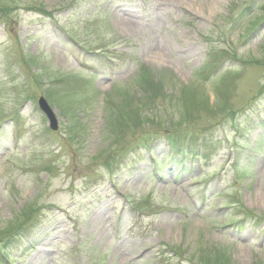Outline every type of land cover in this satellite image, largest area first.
<instances>
[{
	"label": "rangeland",
	"instance_id": "374dc122",
	"mask_svg": "<svg viewBox=\"0 0 264 264\" xmlns=\"http://www.w3.org/2000/svg\"><path fill=\"white\" fill-rule=\"evenodd\" d=\"M183 3L0 0V264H264V0Z\"/></svg>",
	"mask_w": 264,
	"mask_h": 264
},
{
	"label": "bare ground",
	"instance_id": "6f19581e",
	"mask_svg": "<svg viewBox=\"0 0 264 264\" xmlns=\"http://www.w3.org/2000/svg\"><path fill=\"white\" fill-rule=\"evenodd\" d=\"M174 2H178L179 4H184L183 1L184 0H173ZM117 22H119L121 25H124L126 26L127 28H132L135 26V24H133V20L131 19H127V18H124L122 16H119L118 19L116 20ZM156 53H158L159 55L163 56L164 54L162 53V51L159 50L158 46L156 48ZM161 53V54H160ZM152 77L155 79V80H158V81H162V82H166V80H170L171 81V84H178V80L175 76L174 73H171L168 69L164 68V67H160L159 68H153L152 69Z\"/></svg>",
	"mask_w": 264,
	"mask_h": 264
},
{
	"label": "water",
	"instance_id": "95a60500",
	"mask_svg": "<svg viewBox=\"0 0 264 264\" xmlns=\"http://www.w3.org/2000/svg\"><path fill=\"white\" fill-rule=\"evenodd\" d=\"M39 104H40L41 109L44 111V113L49 118L51 127L53 129H57L58 128V122L56 120L54 112L52 111V109L50 108V106L47 104L46 100L43 97H41L39 99Z\"/></svg>",
	"mask_w": 264,
	"mask_h": 264
},
{
	"label": "trees",
	"instance_id": "16d2710c",
	"mask_svg": "<svg viewBox=\"0 0 264 264\" xmlns=\"http://www.w3.org/2000/svg\"><path fill=\"white\" fill-rule=\"evenodd\" d=\"M185 151V150H184ZM185 153H186V151H185Z\"/></svg>",
	"mask_w": 264,
	"mask_h": 264
}]
</instances>
